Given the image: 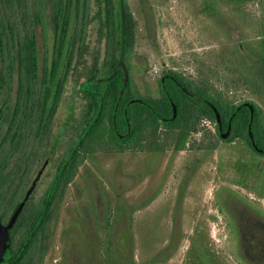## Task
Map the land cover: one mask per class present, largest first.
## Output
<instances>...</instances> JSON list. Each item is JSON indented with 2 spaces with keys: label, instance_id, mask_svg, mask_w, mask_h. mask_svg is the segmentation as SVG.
<instances>
[{
  "label": "rangeland",
  "instance_id": "obj_1",
  "mask_svg": "<svg viewBox=\"0 0 264 264\" xmlns=\"http://www.w3.org/2000/svg\"><path fill=\"white\" fill-rule=\"evenodd\" d=\"M127 4L135 23L128 56L134 91L159 98L161 75L180 72L203 80L221 101L254 100L264 118V0ZM26 11L18 10V21ZM34 29L41 73L50 63L52 32L40 22ZM83 80V75L68 78L44 143L39 145L33 134L23 150L7 159L9 176L0 191L4 215L11 213L15 194L52 149L31 197L40 204L57 165L76 144L84 103L78 87ZM188 112L184 109L180 122L159 131L160 122L145 126L128 145L108 136L105 116L86 143L94 151L80 150L75 173L54 208L41 264H241L232 251L227 219L215 202L214 184H231L264 208V156L245 139L232 137L233 132L220 138L215 120L206 117L198 120L196 134L186 122ZM4 153L0 147V162L6 160ZM22 154L25 159H20Z\"/></svg>",
  "mask_w": 264,
  "mask_h": 264
},
{
  "label": "trees",
  "instance_id": "obj_2",
  "mask_svg": "<svg viewBox=\"0 0 264 264\" xmlns=\"http://www.w3.org/2000/svg\"><path fill=\"white\" fill-rule=\"evenodd\" d=\"M221 1L238 3L245 0ZM29 8H33V11H28ZM46 8L48 9L45 10ZM20 9L27 11L26 14L24 12L22 20L18 21V10ZM38 22L48 27L52 32L50 63L43 67L41 73H39L34 29ZM123 22L124 61L129 77L117 111L116 125L118 130L122 132L126 127L123 109L129 99L142 98L149 103V106L142 103L129 105L127 117L132 128L126 138L118 136L112 124L114 104L123 79L122 70L118 68L112 77L82 87L85 81L107 77L118 60L121 24L120 0H0V134H2L0 147L7 155L4 157L6 160L0 162V191L1 185L6 181L3 177L5 176L7 179L9 176L6 171L7 159L10 160L14 154L23 150L26 140L31 135L34 134L37 142L40 141L39 145H42L44 140L49 137L55 113L70 76H84V80L79 83L78 87L84 98L83 111L80 125L77 128V136L73 142L80 138L86 126L96 115L100 95L103 97V103L100 115L71 159L67 160L70 149L57 165L59 170L61 164L65 163L60 175L54 179V185H51L50 200L54 198V208L61 199L64 186L75 173L80 150L94 151V148H86V143L98 129L100 123L104 121L105 116L109 121L108 136L117 143L128 145L142 128L160 122L158 115L163 117L171 115V104L161 87L160 80L161 96L159 98L142 96L133 89L128 56L133 46L135 23L127 0H123ZM4 25L6 26L4 27ZM93 36H95L94 40H92ZM261 44L263 46L262 62L264 64V38L261 39ZM101 50H103V57L100 56ZM170 73H173L186 88L216 106L224 124L227 123L238 104L243 102L221 101L209 92L203 80H194L180 72L173 71ZM165 85L175 102L177 113L172 120L163 121V125L175 124L181 119L184 109L189 111L186 122L192 129L196 128L195 123L190 122L191 120H199L201 117H206L211 121L215 120L214 112L205 100L189 96L169 78L165 79ZM245 101L251 102L254 106L251 130L256 144L262 146L264 144V118H261V108L254 100ZM184 104L191 106V109L185 108ZM249 116V108L242 107L233 116L231 126L233 128L232 137L243 138L251 146L247 129ZM31 122L35 125L33 128ZM28 128H32V133H27ZM185 134H188V131ZM26 156L24 157L22 154L20 159H25ZM4 172L5 175H3ZM22 241L23 239L19 241L20 244ZM46 242L47 237L45 235L40 239L38 234H35L16 264H41L47 249ZM38 248H40L39 252L34 251ZM7 251L5 250V253ZM34 257H37V261Z\"/></svg>",
  "mask_w": 264,
  "mask_h": 264
},
{
  "label": "flooded vegetation",
  "instance_id": "obj_3",
  "mask_svg": "<svg viewBox=\"0 0 264 264\" xmlns=\"http://www.w3.org/2000/svg\"><path fill=\"white\" fill-rule=\"evenodd\" d=\"M158 120L160 121L161 124L163 121H165L160 117ZM192 121L195 123V128H196L193 130H195V133L197 134L199 132V128L201 124L199 123L198 120H191L190 122L192 123ZM177 122H180V120H178ZM161 124L156 127V131H159L161 127L164 128L163 127L164 125ZM214 126L219 136V128L216 122ZM226 128H227V123L224 124L223 122V130H226ZM231 129L233 132L232 126ZM125 131H126V127L121 133H124ZM121 138H126V137H121ZM79 146L75 149V151L79 148ZM263 146L264 144L260 147ZM250 147L259 156H264V152L255 150L252 144ZM212 148L213 146H210V149ZM72 149L73 147L71 148L70 153L67 156V160L71 159V156L75 153L74 151L71 154ZM61 165H62L61 168L59 170L58 169L56 170V173L51 180L52 183L51 182L49 183L45 195L43 196L40 204H34L31 202V197L34 191L36 190V186L38 184V180H36L35 183H32V180L34 179L33 177L31 181L28 182L27 184L21 185L22 189L20 191H19L20 188L18 189L19 192L16 193L14 196L16 198L15 199L16 201L14 203L13 210L9 215H4L0 209L1 222L3 224H6L10 220L15 209L21 203L20 210L11 227L9 246L5 249L8 251L6 253L4 251L3 258L5 259L3 260L2 258L1 261L2 264H5L9 261L10 262L7 264H13L20 249L22 248L23 244L25 243V241L32 232H33L32 237H34L35 234H38V238L40 239L42 238L43 235H45V237L48 238L50 223L52 218H54V198L50 200V197L52 195L51 185H54V179H56L60 175L62 169L65 166V163L63 162ZM5 174L6 173L4 172L3 175ZM3 179L6 180L5 176L3 177ZM4 185L5 183H3L1 187L3 188ZM214 185H215L214 187L215 202L218 205V208H220V210L223 212L224 217L227 219V224L232 234V251L234 256L241 262V264H264V208L256 201L243 196L231 184L228 183L219 184L218 182H215ZM2 197L4 196H2L0 193V198ZM46 202H48V206L45 213L43 214V210L45 208ZM22 208H24L25 210ZM22 210H24L23 213ZM45 218L48 219L45 220ZM11 237L13 238L12 241H11ZM32 237L30 238V240L32 239ZM21 239H23V241L20 244L19 241ZM34 251L39 252L40 248H38L37 250L35 249ZM22 254L20 255V257L22 256ZM36 258L37 257H34V259L37 261Z\"/></svg>",
  "mask_w": 264,
  "mask_h": 264
},
{
  "label": "water",
  "instance_id": "obj_4",
  "mask_svg": "<svg viewBox=\"0 0 264 264\" xmlns=\"http://www.w3.org/2000/svg\"><path fill=\"white\" fill-rule=\"evenodd\" d=\"M120 11H121L120 52H119L118 60H117V62L115 64L112 72L107 77H98V78H94V79L85 81L82 84V87H85V85H87V84H90V83H93V82H97V81H102V80H104L106 78L112 77L116 73V71H117L118 68H120L122 70V72H123V79H122V84H121V87H120V90H119V93H118L117 100H116V102L114 104V109H113V113H112V122H113L112 124H113V128H114V130H115V132H116V134L118 136H120V137H127L129 135V133L131 132V128H132L131 122L129 121V119L127 117V109L129 107V105L132 104V103H142V104H145V105H148L149 106V103L145 99H142V98H131V99H129L125 103L124 109H123L124 116H125V120H126V131L124 133H121L118 130L117 125H116L117 111H118L119 103L121 102V99L123 97V94H124V91H125V88H126V85H127V82H128V77H129L128 70L126 68V64H125V61H124L123 0H120ZM166 78H169V79L173 80L189 96L194 97V98H197V99H203V100H205L209 104V106L212 108V110L214 112L215 122L217 123L218 128H219V136L222 139H227L232 134L231 122H232L233 116L242 107H244V106L248 107L249 108V112H250V116H249V121H248L247 129H248V134H249V138H250L251 144H252V146H253V148L255 150L260 151V152H264V146L263 147H260V146H258L256 144L255 139H254V135H253L252 130H251V124H252L253 117H254V106H253V104L251 102H249V101H243L240 104H238V106L233 110V112L231 113V115H230V117H229V119L227 121V128H226V130H223V119H222V116L220 115L219 111L217 110L216 106H214L210 101L206 100L202 96L197 95L194 92H192L191 90H189L188 88H186V86H184L180 82V80L173 73L166 72V73L162 74V76L160 77L161 87L165 91V93H166V95H167V97H168V99L170 101L171 109H172V113L168 117H163V116L158 115L161 119H163V120H172L176 116V112H177L175 102H174L173 98L171 97V94L169 93V91L167 90L166 85H165V79ZM102 103H103V97H102V95H100V101H99V107H98L97 113L94 116V118L90 121V123L87 125V127L85 128V130L82 132L80 138L77 140L75 146L73 147L71 154L80 145V143L83 140V138L86 136V134L88 133V131L90 130V128L92 127V125L97 120V118H98V116L100 115V112H101ZM72 108H73V106L71 105L70 106V111H68L67 116L65 117L64 121L62 122L63 127H65L67 125L68 121H69ZM61 134H62V131L61 130H59L56 133L55 138H54V141H53L54 148L59 143ZM52 151H53L52 149L49 150L48 154L45 156L43 162L41 163V165L39 166L37 172L34 175V179L32 180V183H35V181L40 178L41 174L43 173L44 169L46 168V165L49 162V159H50V156L52 154ZM71 154H70V156H71ZM58 175H59V173H58ZM47 206H48V202H46V204H45V208L43 210V214L45 213V211L47 209ZM20 207H21V203L15 209V211L12 214V216H11L10 220L8 221V223L3 224L1 222V218H0V263L2 261V258H3V255H4L5 249L9 246V238H10L11 227H12L13 222L16 219V216H17V214H18V212L20 210ZM32 234H33V232L29 235V237L27 238V240L23 244V246L20 249L17 257L15 258L13 264H15L18 261V259H19L20 255L22 254L24 248L26 247L27 243L29 242L30 238L32 237Z\"/></svg>",
  "mask_w": 264,
  "mask_h": 264
}]
</instances>
